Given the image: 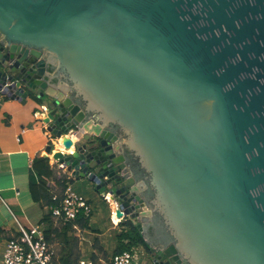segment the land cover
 Here are the masks:
<instances>
[{
    "label": "water",
    "instance_id": "95a60500",
    "mask_svg": "<svg viewBox=\"0 0 264 264\" xmlns=\"http://www.w3.org/2000/svg\"><path fill=\"white\" fill-rule=\"evenodd\" d=\"M0 95L118 219L156 215L152 264H264V0H0Z\"/></svg>",
    "mask_w": 264,
    "mask_h": 264
},
{
    "label": "crops",
    "instance_id": "0c3cea01",
    "mask_svg": "<svg viewBox=\"0 0 264 264\" xmlns=\"http://www.w3.org/2000/svg\"><path fill=\"white\" fill-rule=\"evenodd\" d=\"M2 98L7 104L0 108V227L6 232L0 243L3 247L0 251L1 264L9 241L20 235V225L27 229L34 226L45 228L43 220L49 209L35 203L30 192L33 160L47 156L51 165L56 168V179L61 177L62 173L55 166L56 162L51 160L53 154L62 149L57 145L51 155L46 153L50 134L45 130V126L38 122L39 117L35 114L32 102L22 104L16 100ZM17 107H20L18 111L15 110ZM73 181V178L69 180L71 187ZM83 184V192L91 198H102L91 185L85 182ZM54 188L56 192L59 191L56 185ZM76 194L91 204L87 195ZM110 210L109 226L104 223L105 214L102 212H92L89 220L82 224L53 218L56 233L52 235L51 246L55 251L57 264H80L84 260H96V264L109 262L116 248L113 236L122 231L123 228L119 225L125 221L118 219L116 222V206L110 207ZM66 223H72V226L66 228ZM70 253L74 255L69 256Z\"/></svg>",
    "mask_w": 264,
    "mask_h": 264
},
{
    "label": "built area",
    "instance_id": "2783aa9c",
    "mask_svg": "<svg viewBox=\"0 0 264 264\" xmlns=\"http://www.w3.org/2000/svg\"><path fill=\"white\" fill-rule=\"evenodd\" d=\"M51 160L56 162L53 157ZM55 166L61 172L66 173L64 165L56 162ZM67 177L69 180L72 179L69 174ZM92 212L91 204L73 191L71 183H68L60 205L52 208L53 217L66 222L76 221L81 214L90 218ZM19 227V237L10 240L7 245L4 264H54L55 251L46 239L44 228L34 226L27 229L21 225ZM136 252L137 249H134L115 254L106 264H136ZM80 264L95 263L88 260L82 261Z\"/></svg>",
    "mask_w": 264,
    "mask_h": 264
},
{
    "label": "trees",
    "instance_id": "16d2710c",
    "mask_svg": "<svg viewBox=\"0 0 264 264\" xmlns=\"http://www.w3.org/2000/svg\"><path fill=\"white\" fill-rule=\"evenodd\" d=\"M68 183L70 182L65 172H62L61 177L56 179V168L51 165L49 158L36 157L33 160L30 172V192L35 203H39L43 207L49 209V213L44 218L43 222L45 223L44 231L46 239L50 245H52V235L56 233V229L53 228L54 217L52 214V208L60 205ZM55 185L59 188V191L57 192L54 188ZM55 197L57 198L56 200ZM88 220L89 218L81 214L75 222L82 224ZM71 226L72 223H66V228ZM119 226L123 229L115 235L116 248L112 255L123 251H131L139 247H143L147 251L149 250V244L137 226L132 222H123ZM150 231L153 233L152 227L150 228ZM5 236V230L0 227V243ZM73 255L74 254L72 253L69 254V256ZM94 261L96 262V260ZM54 264H57L55 258Z\"/></svg>",
    "mask_w": 264,
    "mask_h": 264
},
{
    "label": "rangeland",
    "instance_id": "374dc122",
    "mask_svg": "<svg viewBox=\"0 0 264 264\" xmlns=\"http://www.w3.org/2000/svg\"><path fill=\"white\" fill-rule=\"evenodd\" d=\"M1 98H0V108H2V105H6L7 104L3 100V98L2 99ZM19 108L20 107H17L15 110L18 111ZM9 112H10V109H9ZM75 182H77V183H75ZM82 185H84L83 182H78V181L74 180L72 182L73 191L76 192V193H78V194L83 193V194L87 195L89 197L87 199H89L91 201L92 210H93L94 214L95 213H99V212L104 213L105 214V217H104L103 221H105L104 223L109 226L110 225V211H111L110 210V207L111 206L104 200V198H98V199L91 198V196L89 194L83 192V189L84 188L82 187ZM133 224L135 226L138 225V223H136V222H134ZM143 224L145 226V230H143V235L146 238L147 243L149 242L153 246L155 244H158L160 240H156V239L152 238L150 236V234L148 233V231H147V224H145V223H143ZM113 239L115 240V236H113ZM115 242H116V240H115ZM2 248L3 247L0 244V251L2 250ZM148 253L149 252L146 251L143 247L137 248V252H136V264H150L149 261H148V259H149L148 258ZM1 258H2V254L0 253V264H1ZM2 264H4V259H3Z\"/></svg>",
    "mask_w": 264,
    "mask_h": 264
},
{
    "label": "flooded vegetation",
    "instance_id": "af4514ba",
    "mask_svg": "<svg viewBox=\"0 0 264 264\" xmlns=\"http://www.w3.org/2000/svg\"><path fill=\"white\" fill-rule=\"evenodd\" d=\"M51 63H53V62H51ZM51 63H50L49 66H47V70L50 71L51 73H52V72H53V73H54V72L56 73L57 68H53L54 65L51 64ZM51 83H52L53 85H56L57 82H55V81H51ZM113 129H115L116 132H119V130H118L117 127H113ZM119 133H120V132H119ZM131 159H132V158H130V160H131ZM144 196L146 197V195H144ZM146 198H147V197H146ZM149 219H150V221L152 222V225H151V223L148 221ZM139 222H141V223H145V224L148 225L147 231L149 232V234H150V236H151L152 238L157 239V238L159 237V234H158V232H157V229H158V227H159V222H160V220L156 217V215L152 214V218L146 216V218H145L143 221L141 220V221H139ZM147 222H149V223H147ZM153 223H154L155 225H154ZM151 226L155 229V230L153 231V233L150 231ZM142 228H143V230H145V226H144V224H143ZM146 251H147V250H146ZM148 252H149V250H148ZM148 258H149V259H148L149 263L152 264V262H151V260H150V255H149V253H148Z\"/></svg>",
    "mask_w": 264,
    "mask_h": 264
},
{
    "label": "bare ground",
    "instance_id": "6f19581e",
    "mask_svg": "<svg viewBox=\"0 0 264 264\" xmlns=\"http://www.w3.org/2000/svg\"><path fill=\"white\" fill-rule=\"evenodd\" d=\"M116 218H117V217H116ZM116 222H118V218H117Z\"/></svg>",
    "mask_w": 264,
    "mask_h": 264
}]
</instances>
